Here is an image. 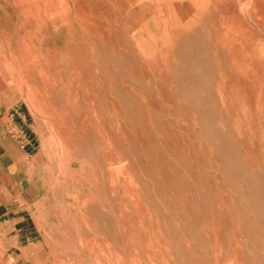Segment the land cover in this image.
<instances>
[{
  "label": "rangeland",
  "instance_id": "374dc122",
  "mask_svg": "<svg viewBox=\"0 0 264 264\" xmlns=\"http://www.w3.org/2000/svg\"><path fill=\"white\" fill-rule=\"evenodd\" d=\"M0 264H264V0H0Z\"/></svg>",
  "mask_w": 264,
  "mask_h": 264
},
{
  "label": "crops",
  "instance_id": "0c3cea01",
  "mask_svg": "<svg viewBox=\"0 0 264 264\" xmlns=\"http://www.w3.org/2000/svg\"><path fill=\"white\" fill-rule=\"evenodd\" d=\"M14 130H17V128L15 127ZM6 132H3V131L1 132V139L5 140L7 142V144L10 146L12 143V138L9 135H7ZM3 134L6 135L5 139L3 138Z\"/></svg>",
  "mask_w": 264,
  "mask_h": 264
},
{
  "label": "bare ground",
  "instance_id": "6f19581e",
  "mask_svg": "<svg viewBox=\"0 0 264 264\" xmlns=\"http://www.w3.org/2000/svg\"><path fill=\"white\" fill-rule=\"evenodd\" d=\"M246 3V2H245ZM88 10V9H87ZM87 12V11H86ZM84 13V12H83ZM92 16V15H91ZM93 21V20H92ZM40 92V91H39ZM52 117V116H51ZM21 157H22V155H21ZM26 158V157H25Z\"/></svg>",
  "mask_w": 264,
  "mask_h": 264
}]
</instances>
